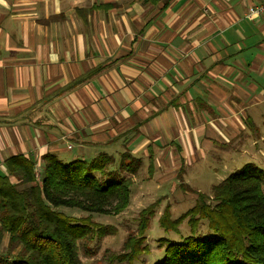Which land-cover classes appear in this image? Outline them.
Instances as JSON below:
<instances>
[{
	"label": "crops",
	"instance_id": "1",
	"mask_svg": "<svg viewBox=\"0 0 264 264\" xmlns=\"http://www.w3.org/2000/svg\"><path fill=\"white\" fill-rule=\"evenodd\" d=\"M262 1L0 0V175L123 151L155 171L244 133L264 160Z\"/></svg>",
	"mask_w": 264,
	"mask_h": 264
},
{
	"label": "trees",
	"instance_id": "2",
	"mask_svg": "<svg viewBox=\"0 0 264 264\" xmlns=\"http://www.w3.org/2000/svg\"><path fill=\"white\" fill-rule=\"evenodd\" d=\"M139 1L155 5L160 0ZM148 162L150 176L154 167L151 154ZM3 166L0 243L4 238L7 243L6 251L0 253V264H83L77 243L80 230L85 228L80 224L83 219L58 209L88 215L121 214L129 206L132 179L141 160L128 151L118 162L106 153L89 161L71 162L46 156L38 168L33 157L15 155L5 159ZM263 189L260 177L234 174L214 186L210 195L191 190L196 195L194 206L173 221L165 210L160 225L165 230L176 229L187 220L193 235L199 222L205 221L211 235L205 239L186 237L180 244L167 246L157 264H264ZM155 207L152 204L140 211L138 237H130L125 243L129 253L114 259L123 262L136 256Z\"/></svg>",
	"mask_w": 264,
	"mask_h": 264
},
{
	"label": "rangeland",
	"instance_id": "3",
	"mask_svg": "<svg viewBox=\"0 0 264 264\" xmlns=\"http://www.w3.org/2000/svg\"><path fill=\"white\" fill-rule=\"evenodd\" d=\"M227 136L230 138L229 133ZM240 140L241 144H226L223 140L206 141V148L201 146L205 150L203 156L196 151L189 160L182 162L175 155L171 162H162L155 171L153 168L150 176L147 171L148 157L139 158L141 166L137 176L132 179L129 206L117 216L88 215L75 209H58L64 215L83 219L80 224L85 228L80 230L77 240L83 264H157L164 258L167 246L180 244L186 237H209L211 233L205 221L199 222L192 235L187 220L176 229L165 230L160 225V216L168 210L169 219H177L195 204L196 195L191 190L210 195L212 188L230 175L258 176L263 180L264 187V160L251 154L245 133ZM139 154L137 156H143ZM118 161L119 158H116ZM152 204H156V207L143 233L142 248L137 249L133 259L128 258L123 262L114 259V256L128 252L125 243L130 237H138L139 213ZM6 243V238L0 243L1 254L6 251Z\"/></svg>",
	"mask_w": 264,
	"mask_h": 264
},
{
	"label": "built area",
	"instance_id": "4",
	"mask_svg": "<svg viewBox=\"0 0 264 264\" xmlns=\"http://www.w3.org/2000/svg\"><path fill=\"white\" fill-rule=\"evenodd\" d=\"M263 15L264 14V0L256 7H254L248 14V16L252 15ZM38 176V174H37Z\"/></svg>",
	"mask_w": 264,
	"mask_h": 264
}]
</instances>
